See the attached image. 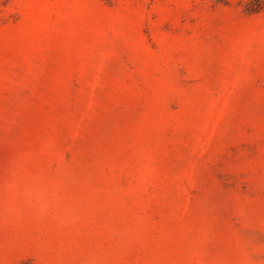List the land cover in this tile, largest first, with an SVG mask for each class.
<instances>
[{"label":"rangeland","instance_id":"1","mask_svg":"<svg viewBox=\"0 0 264 264\" xmlns=\"http://www.w3.org/2000/svg\"><path fill=\"white\" fill-rule=\"evenodd\" d=\"M0 264H264V0H0Z\"/></svg>","mask_w":264,"mask_h":264}]
</instances>
